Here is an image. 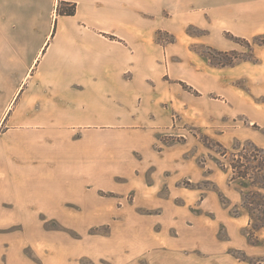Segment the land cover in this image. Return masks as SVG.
I'll return each mask as SVG.
<instances>
[{
  "label": "crops",
  "instance_id": "crops-1",
  "mask_svg": "<svg viewBox=\"0 0 264 264\" xmlns=\"http://www.w3.org/2000/svg\"><path fill=\"white\" fill-rule=\"evenodd\" d=\"M60 1L0 0V174L11 171L0 175V187L84 181L90 133L142 126L153 135L172 127L178 81L198 85L202 70L213 73L191 49L190 25L217 30L225 50L239 46L220 31L251 42L255 61L223 67L224 112L264 129V43L255 41L264 39V0H64L77 12L58 15ZM254 136L264 145L262 134ZM13 202L25 217L65 212L68 203ZM183 217L178 224L187 223ZM226 225L228 238L214 231L201 253L192 237L178 235L143 263L124 264H250L232 248L262 255L248 242V220Z\"/></svg>",
  "mask_w": 264,
  "mask_h": 264
},
{
  "label": "rangeland",
  "instance_id": "rangeland-1",
  "mask_svg": "<svg viewBox=\"0 0 264 264\" xmlns=\"http://www.w3.org/2000/svg\"><path fill=\"white\" fill-rule=\"evenodd\" d=\"M187 34L197 39L191 49L213 73L202 70L199 84H189L192 91L180 84L183 93L172 127L153 135L142 126L90 133L84 181L0 187V264H124L130 259L143 263L156 249L177 243L178 235L192 237L201 253L214 231L228 238L226 221L234 218L248 220L247 237L253 223L243 203L254 188L248 181L233 179L230 162L238 147L253 154L254 146L264 151L263 142L254 136H264V129L244 116L224 112L228 102L223 67L209 57L227 61L233 54L218 55L217 51L230 50L216 39L217 30L190 25ZM220 35L231 38L228 32ZM173 37L160 34V39ZM238 46L240 58L254 59L246 43ZM7 159L3 166H9ZM10 172L0 175L9 177ZM31 199L68 203L65 212H45L41 217H25L14 208L13 201ZM179 217L187 223L178 224ZM256 235L259 243L248 242L260 246L262 255L252 257L235 248L230 252L264 258V230ZM134 247L140 250L132 255Z\"/></svg>",
  "mask_w": 264,
  "mask_h": 264
},
{
  "label": "trees",
  "instance_id": "trees-1",
  "mask_svg": "<svg viewBox=\"0 0 264 264\" xmlns=\"http://www.w3.org/2000/svg\"><path fill=\"white\" fill-rule=\"evenodd\" d=\"M58 15H75L77 12V4L75 2L60 1L57 5ZM230 37L237 43H246L251 48V42L238 36L230 34ZM257 43H264V39L257 38L255 40ZM232 51V52H231ZM222 56H228L233 54V57L229 60L214 61L216 56H211L209 59L215 65H221L222 67L232 66L239 60H252L255 59H243L238 56L235 50H230L226 52H219ZM179 83L188 91H192L193 88L184 81H179ZM254 151L256 153L249 152L245 147L235 148L232 152V160L230 162V167L233 173V179H242L248 181V183L254 188L244 197V207L248 209L251 222L253 223L252 229L248 232V241L252 244L259 243V237L256 235L257 230H264V156L263 150L254 146ZM250 222V224H251ZM241 250H235L231 253L240 260L249 261L250 264H264V258H247L245 253L242 255L238 254Z\"/></svg>",
  "mask_w": 264,
  "mask_h": 264
}]
</instances>
